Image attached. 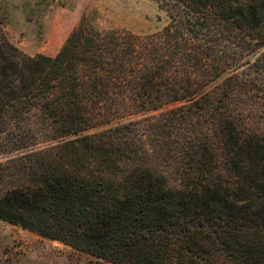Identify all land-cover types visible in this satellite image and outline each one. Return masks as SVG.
Listing matches in <instances>:
<instances>
[{
    "label": "trees",
    "instance_id": "16d2710c",
    "mask_svg": "<svg viewBox=\"0 0 264 264\" xmlns=\"http://www.w3.org/2000/svg\"><path fill=\"white\" fill-rule=\"evenodd\" d=\"M156 2L162 29L82 14L54 55L0 22V220L116 264H264V0Z\"/></svg>",
    "mask_w": 264,
    "mask_h": 264
},
{
    "label": "rangeland",
    "instance_id": "374dc122",
    "mask_svg": "<svg viewBox=\"0 0 264 264\" xmlns=\"http://www.w3.org/2000/svg\"><path fill=\"white\" fill-rule=\"evenodd\" d=\"M82 14L99 28H124L137 34L156 32L169 22L156 0H0L5 36L30 56L54 55ZM263 50L257 49L244 61L252 62ZM169 182H174L172 177ZM0 264L116 263L0 220Z\"/></svg>",
    "mask_w": 264,
    "mask_h": 264
}]
</instances>
